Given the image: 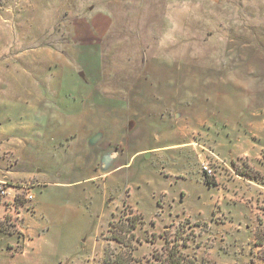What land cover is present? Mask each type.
<instances>
[{"label":"rangeland","instance_id":"obj_1","mask_svg":"<svg viewBox=\"0 0 264 264\" xmlns=\"http://www.w3.org/2000/svg\"><path fill=\"white\" fill-rule=\"evenodd\" d=\"M0 182V264H264V0H0Z\"/></svg>","mask_w":264,"mask_h":264},{"label":"trees","instance_id":"obj_2","mask_svg":"<svg viewBox=\"0 0 264 264\" xmlns=\"http://www.w3.org/2000/svg\"><path fill=\"white\" fill-rule=\"evenodd\" d=\"M252 179H255V177H252ZM205 182L207 185L215 186L214 183L209 181L207 177H205ZM135 218V217H134ZM139 221V217H138ZM137 220L135 222L133 221H127L123 225L121 224L119 227H116L115 223H112L109 225V230L113 229V233H111V240L115 243H117L119 246L125 248V251L122 255L119 253L115 255V259H113L114 254L113 253H105V264H140V261L135 260L132 257V252L135 250V247H133L132 241H135L136 243H139V240L135 237L134 231L137 225ZM258 227L255 231V247L259 249L258 251V258L261 261H264V231L261 229V220L258 219ZM117 228L119 229V234L117 235L116 231ZM0 232L6 233L1 227ZM121 235V237H120ZM127 242V243H124ZM169 261H171V264H191V262L184 260L180 255H176L169 253Z\"/></svg>","mask_w":264,"mask_h":264},{"label":"built area","instance_id":"obj_3","mask_svg":"<svg viewBox=\"0 0 264 264\" xmlns=\"http://www.w3.org/2000/svg\"><path fill=\"white\" fill-rule=\"evenodd\" d=\"M202 171L205 172L207 175H212V170L210 169L208 164L202 163L201 165ZM5 184V182H0V200L3 199L7 201V199L11 196L12 199H9L7 202L16 204V201L19 197H16V195H11V192L14 190V187L8 186ZM22 190L24 191V200L27 202H32L34 200V196L31 193L30 189H26V187H23ZM29 210V208H27Z\"/></svg>","mask_w":264,"mask_h":264},{"label":"crops","instance_id":"obj_4","mask_svg":"<svg viewBox=\"0 0 264 264\" xmlns=\"http://www.w3.org/2000/svg\"><path fill=\"white\" fill-rule=\"evenodd\" d=\"M5 180H8V179H4V181ZM264 212V211H263ZM261 220V219H260ZM262 226V225H261ZM255 237V236H254ZM22 244H23V248L25 247V248H28V247H30L31 246V244H32V241H29V240H23L22 241ZM261 261V260H260ZM261 262H263L264 263V261H261Z\"/></svg>","mask_w":264,"mask_h":264}]
</instances>
